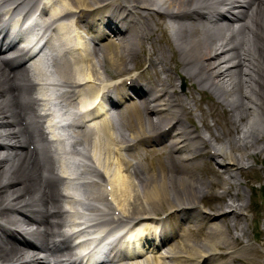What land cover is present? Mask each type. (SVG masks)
Instances as JSON below:
<instances>
[{"label": "bare ground", "instance_id": "bare-ground-1", "mask_svg": "<svg viewBox=\"0 0 264 264\" xmlns=\"http://www.w3.org/2000/svg\"><path fill=\"white\" fill-rule=\"evenodd\" d=\"M54 3L42 10L52 38L40 66L23 67L27 51L9 63L0 56V264H56L43 253L59 249L72 255L70 264H97L84 242L98 227L110 236L127 228L124 235L148 256H131L137 252L128 247L131 257L123 264H264V195L254 202L241 187L252 190L255 180L248 177L255 169L247 158L264 154V0ZM34 4L0 0V34L15 10ZM217 4L230 8L216 13ZM124 17L130 27L122 31ZM26 33L18 29L15 37ZM85 36L95 39L89 48ZM142 49L148 54L141 72L150 76H136L144 82L132 73ZM176 77L187 81L190 95L178 92ZM191 89L211 96L226 120L222 130L214 112L204 111L213 124L206 122ZM129 93L139 100L128 99L102 124L94 122L100 117L87 120L89 127L78 131L69 148L55 134L48 138L52 121L74 114L73 96L87 116L97 97L115 105ZM32 124L36 139L29 134ZM141 144L154 146L136 150ZM122 150H135L133 161L120 153L111 159ZM200 167L214 171L215 180L195 178ZM213 185L218 202L205 206L202 198ZM62 202L95 212L96 225L86 224L85 211L72 216L62 210ZM26 234L53 239L35 254L24 244Z\"/></svg>", "mask_w": 264, "mask_h": 264}, {"label": "rangeland", "instance_id": "rangeland-1", "mask_svg": "<svg viewBox=\"0 0 264 264\" xmlns=\"http://www.w3.org/2000/svg\"><path fill=\"white\" fill-rule=\"evenodd\" d=\"M156 34L159 37V33L156 32ZM160 38H161V36H160ZM159 42H160V44H161V46L163 48L167 47L164 38H161ZM140 53H144L143 57H140L142 59V62L138 59L137 60L138 62H135L133 67H132L133 71H142L144 69V67L146 66V61L144 60V57H146L148 53H147L146 50L143 51V49H142V51ZM167 54L170 56V55H172V52L170 50H168ZM171 74H172L173 77L175 76L174 73L171 72ZM146 75L150 76V73H147ZM175 82H176V89L178 90L179 93L183 94V93L188 92V88H187V86H188L187 84L188 83H187L186 80L184 81L183 79H179L178 77H176ZM182 86H183V88H182ZM191 93H192V96L194 97V99L198 100V102H199L198 104H199L200 108L202 109L201 112H203V114H204V111L214 112V115L217 114V116H214L213 119H214V121L216 120L215 121L216 127L219 130H222L226 120H225V118L223 116H220L221 111H220L219 108H213L212 107V98H211V96L208 93H206V92L204 94L199 93L196 89H191ZM188 94L190 95L189 92H188ZM184 96H186V94ZM214 109H217V110L213 111ZM204 116H205L206 122L208 124L212 125L213 124L212 117L210 115H205V114H204ZM123 153H125V151H123ZM117 154L118 153L116 152V153H114L111 156V159L113 161H115V157H116ZM203 158H209V157L207 156V154L203 153ZM247 159H248L249 163H252L251 166L255 169V172H253V174H250L248 177L250 179L255 177V180L253 181V179H252V181H253V183H252L253 184V189L252 190L245 183H243L241 185V187L243 189H245V192H246L245 198L246 199L248 198V196H249V194L251 192L254 202L255 201L259 202V198L264 195V190L263 191H259V190H261V187L264 188V154L263 153L259 154L258 158H255V160L252 157H250V158L248 157ZM211 163L214 164L213 161H211ZM201 167H200L199 170H196V172L193 174L195 178L202 179L203 182L207 181V180H215L216 174H215L214 171H212V170H210L208 168L201 169ZM247 170H249V169H247ZM248 177H247V179H248ZM212 184H214V183H212ZM214 186L215 185L211 186V188L214 187ZM216 191H219L218 187L212 188L210 190L209 194L207 193L206 196L204 195V197L202 198V202L205 204V206H207V205L208 206L209 205H213L214 206L215 203L218 202V199L213 197V194ZM257 192L260 193V194H258V196H257ZM211 194H212V196H210ZM158 209H160L159 211H161L163 209H166V207L165 206H163V207L160 206ZM170 221H172V220L170 219L169 223H170ZM259 223L256 226L261 229V224L262 223L261 224H259ZM187 224L183 225L182 231L185 230L184 232H186L187 231L186 227L187 226H191V224H189V223H187ZM199 231L200 232H198V233L200 235H196L197 236L196 239H198V240L203 239V235H204L203 231H201V230H199ZM175 241H176V239H173L171 241V243H173ZM176 242H178L177 245L180 244V240H177ZM195 257L196 256H194V258ZM153 260H154V258L152 259V261ZM192 262H193V260H192ZM143 264H146V263H143Z\"/></svg>", "mask_w": 264, "mask_h": 264}]
</instances>
